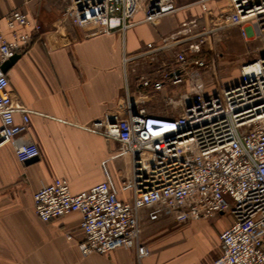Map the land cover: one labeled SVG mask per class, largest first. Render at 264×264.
Wrapping results in <instances>:
<instances>
[{"label":"built area","instance_id":"1","mask_svg":"<svg viewBox=\"0 0 264 264\" xmlns=\"http://www.w3.org/2000/svg\"><path fill=\"white\" fill-rule=\"evenodd\" d=\"M66 1L80 26L107 25L117 18L122 31L143 9L141 0ZM210 1H200L201 19L123 56L125 98L120 111L106 114L105 135L131 157L132 201H121L106 182L73 194L64 178L34 194L35 213L45 223L81 214L84 256L140 250V212L152 209L156 219L174 214L181 224L228 214L232 224L221 234L222 254L211 264H264V56L244 63L240 81L219 92L208 88L211 65L204 57L214 53L212 41L234 27L246 40H260L264 50V0H226L219 15L210 14ZM159 17L147 14L145 21L155 25ZM4 21L0 148L11 146L25 165L39 158L40 150L23 136L30 115L15 108L2 66L25 52L42 26L21 9ZM153 101L168 111L153 113Z\"/></svg>","mask_w":264,"mask_h":264},{"label":"crops","instance_id":"2","mask_svg":"<svg viewBox=\"0 0 264 264\" xmlns=\"http://www.w3.org/2000/svg\"><path fill=\"white\" fill-rule=\"evenodd\" d=\"M200 1L141 0L143 9L122 31L117 18L80 26L66 0H0L3 30L14 9L42 26L5 73L15 108L30 115L23 136L39 148L40 157L22 165L11 146L0 148V264H211L222 254L221 234L232 224L228 214L181 224L174 214L156 219L154 210L144 209L140 250L84 256L81 214L45 223L34 209V194L56 178L67 179L73 194L106 182L121 201H132L131 157L105 135L106 114L120 111L125 98L123 56L201 19ZM225 7L226 0L208 4L211 15ZM147 14L160 15L155 25L145 21ZM15 118L20 122L21 113Z\"/></svg>","mask_w":264,"mask_h":264},{"label":"rangeland","instance_id":"3","mask_svg":"<svg viewBox=\"0 0 264 264\" xmlns=\"http://www.w3.org/2000/svg\"><path fill=\"white\" fill-rule=\"evenodd\" d=\"M212 46L214 53L205 55V59L211 65L207 74L208 88L215 92L238 83L241 78L240 67L264 56L262 42L252 38L246 40L240 27L223 31L218 39L212 41ZM152 104L153 113L162 114L169 109L159 101H153Z\"/></svg>","mask_w":264,"mask_h":264},{"label":"water","instance_id":"4","mask_svg":"<svg viewBox=\"0 0 264 264\" xmlns=\"http://www.w3.org/2000/svg\"><path fill=\"white\" fill-rule=\"evenodd\" d=\"M20 58V55H16L15 57H13L12 59H10L9 61H7L5 64H3L2 66V71L4 73H6L16 62L17 60ZM37 159L31 160L28 163L34 162Z\"/></svg>","mask_w":264,"mask_h":264}]
</instances>
